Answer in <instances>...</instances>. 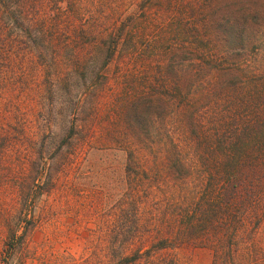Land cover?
Here are the masks:
<instances>
[{
    "label": "trees",
    "instance_id": "1",
    "mask_svg": "<svg viewBox=\"0 0 264 264\" xmlns=\"http://www.w3.org/2000/svg\"><path fill=\"white\" fill-rule=\"evenodd\" d=\"M261 33L264 0H0V90L18 86L20 98L2 97L3 110L18 119L0 122L3 251L26 246L38 222L35 198L59 179L66 155L91 139L68 98L80 88L78 75L81 86L101 87L99 72L118 60L137 79L121 103L125 135L116 143L127 150V170L147 172L151 162L157 178L149 182L152 170L134 177L132 200L121 207L124 229L105 247L109 260L91 256L87 264H184L180 253L194 247L210 250L209 264H264L257 242L264 224ZM63 106L68 124L54 135L49 117ZM170 116L177 131L168 128ZM174 132L185 135L182 142ZM181 145L199 168L185 165ZM139 151L151 160L130 161ZM191 172L201 184L193 197L186 195ZM3 191L13 195L8 207ZM47 258L41 264H56Z\"/></svg>",
    "mask_w": 264,
    "mask_h": 264
},
{
    "label": "rangeland",
    "instance_id": "2",
    "mask_svg": "<svg viewBox=\"0 0 264 264\" xmlns=\"http://www.w3.org/2000/svg\"><path fill=\"white\" fill-rule=\"evenodd\" d=\"M258 41H264V33L258 36ZM255 56L260 61V52H256ZM89 63V60L84 61L87 68ZM126 69L127 66L120 65L118 60L109 62L102 72H99L103 75V79H99L102 82L101 87L81 86L80 75H78L76 84L80 88L73 87L68 98H72V101H76V105L80 106L76 116L81 120H77V123L85 121L83 130L87 128L91 134L86 133L83 138L90 137L91 139H87V143L81 145V149H77L79 153L74 150L73 153L66 155L62 168L64 172L60 174L59 179L52 182L53 184L47 191H42L35 198L34 214L35 217L38 216V222L28 240L26 239V246L24 245L22 249L15 246L10 255L3 251L1 237L3 226L0 223L2 226L0 227V264H41V259L44 257L54 260L56 264L59 262L64 264L65 261L72 262V264H79V262L87 264V258L91 256H94V262L100 259L109 260L105 254V247L109 245L108 239L114 231L119 232L124 229L120 225L121 207L122 205L128 207L132 200L130 193L134 188L133 184L136 179L134 177L139 176L142 179L148 170H152L153 172L147 174L151 177L149 182L153 184L152 180L157 178L154 176L157 171H154L151 162L147 172L138 170L134 173L130 169L127 170V150L119 149V144L116 143L125 135L119 129L121 103L125 101L134 86L131 79H137L133 71L125 72ZM17 87L14 86L12 92H9L10 87L0 90L2 93L0 122L5 121L9 116L12 117L8 110H3L2 105L7 100L2 97L4 95L18 101L20 98L17 95L19 91ZM59 102L57 98L53 101L57 109L60 107ZM90 105L92 111H88ZM67 111L68 106H63L60 113L55 115L53 113L49 117L51 131L54 135L62 133L68 124ZM12 120L18 119L14 116ZM168 125L170 130L172 128V131H177V118L170 116ZM177 133H171V136L182 142L185 135L182 133V136L175 138ZM102 142L103 145L100 147ZM179 147L182 150V160L185 165L189 169L199 168L200 160L192 154L188 146ZM187 150H190V153H187ZM138 154L139 156L129 158L130 161L138 160L144 163V161L151 160L152 154H147L146 151H139ZM11 155H14V150ZM193 176L191 172L186 183V195L188 193L189 197H193L198 190L197 187L201 185L198 178ZM180 185L183 189L184 184ZM8 187L4 184L2 189L9 191ZM4 191L2 193L7 194ZM6 198L8 207L10 203L13 204L14 200L11 199L13 195L7 194ZM133 203L137 205L135 201ZM147 209L143 211L146 210L148 213ZM147 213H144V216ZM258 227L257 238L259 240L257 242L260 244V250H264V224L261 228L260 224ZM25 247L27 258L24 255ZM34 249L37 251L34 252ZM43 250L48 252H42ZM181 255L186 260L189 259V262L184 264H209L211 259L210 250L206 247L186 249L180 253Z\"/></svg>",
    "mask_w": 264,
    "mask_h": 264
}]
</instances>
